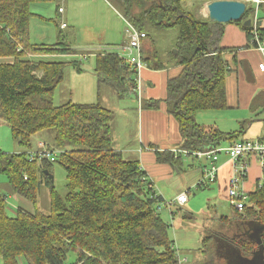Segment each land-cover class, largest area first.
I'll use <instances>...</instances> for the list:
<instances>
[{
	"label": "trees",
	"instance_id": "trees-1",
	"mask_svg": "<svg viewBox=\"0 0 264 264\" xmlns=\"http://www.w3.org/2000/svg\"><path fill=\"white\" fill-rule=\"evenodd\" d=\"M59 1L0 0V123L5 121L12 139L28 149L39 132L53 130L51 148L58 151L53 161L67 171V193L62 195L44 174L51 171L53 161H29L27 152L0 150V173L36 208L35 213L21 211L11 216L0 195V258L3 264H68L73 251L77 260L72 264H181L170 224L158 207L161 196L140 162L127 159L114 146V112L101 103L53 102L69 62L34 56L69 49L66 44L59 48L61 42L33 43L30 22L34 3ZM110 1L119 3L124 18L146 32L141 51L145 65L153 69L182 66L180 75L168 82L166 100L180 123L183 148L214 147L242 135L241 131L222 133L196 122L199 110L227 107L226 79L232 72L223 55L230 49L221 46L224 23L195 15L200 2L207 0ZM187 1L197 2L193 12L183 9L182 3ZM251 11L247 8L243 19L234 23L257 46L252 26L243 25ZM55 22L62 40L60 22ZM172 30L177 31L173 49L160 57L153 36ZM259 35L264 41V29H259ZM238 63L250 68L245 60ZM96 73L99 88L106 84L121 98L136 93L137 70L119 53L98 54ZM158 104L159 100L150 101L146 107L157 108ZM165 160L177 162L174 156ZM44 182L52 184L48 213L37 206ZM234 212L233 217L221 216L233 234L221 233L220 245L229 242L247 258L260 250L264 256V182L249 192L243 213ZM214 253L221 263L226 261L223 247Z\"/></svg>",
	"mask_w": 264,
	"mask_h": 264
},
{
	"label": "crops",
	"instance_id": "crops-1",
	"mask_svg": "<svg viewBox=\"0 0 264 264\" xmlns=\"http://www.w3.org/2000/svg\"><path fill=\"white\" fill-rule=\"evenodd\" d=\"M211 1L213 0H207L205 5ZM241 1L246 2L247 8L252 9L249 17L252 19L256 5L249 0ZM40 3L43 2L31 6L33 16L30 22V38L32 42L38 45H52L61 42L59 48H63L66 44L69 51L57 54H41L34 56V58L69 62L65 72L67 76V102L71 101L77 104L101 103L109 109L115 108L112 109L114 112L112 133L115 148L122 151L127 159L140 162L143 170L147 173V177L151 180L155 192L161 196L162 202L171 199L180 207L187 206L190 202V189L197 181H200L203 174L202 166L206 161L193 155L175 154L173 151L174 149H183V138L180 123L171 112V105L166 99L168 96V82L180 75L182 66L173 64L164 69H153L146 64L140 74L141 97L139 98L135 91L131 93L137 96L139 102H141V107L137 110H118L122 107L120 104L121 97L114 92L115 90L113 91L108 86V90L103 92L102 86L99 88L96 59L98 54L105 52H117L122 56H126L127 52L123 47L127 44V27L121 10L110 0H60L59 2H51L50 5ZM60 8H63L62 12H60ZM198 13L200 16L195 11L196 17L208 18L206 6L200 8ZM55 19L60 22V29L63 32L62 40L58 29L53 27L38 28L40 25H49L50 21L55 22ZM234 22L224 23V33L221 39V46L230 49L223 55L232 68V72L227 75L226 79L227 107L221 110L197 111L196 122L198 121L200 125L205 127L213 126L212 128L216 129L214 127L215 122H212V124L209 122L216 118L217 113H224L229 116L230 113L238 114L251 106L255 110H262L257 112L256 117L264 114V72L259 69V64L264 61V49L262 50L255 45L251 46L247 32ZM63 23L66 24V27H62ZM259 25L260 28L264 29V3L259 7ZM144 41L142 44H144ZM262 42L264 44V41ZM243 59L250 63L251 69L253 68L256 73L254 82L257 79V84L255 86L250 87L245 82L244 73L238 63ZM72 62L75 64H72ZM257 97H259L260 103L254 102L255 105L252 106V99L256 101ZM158 100L157 108L146 107V104L150 101ZM123 107L125 108V106ZM202 111H209L210 114H203ZM115 112H120V114L116 115ZM211 113H213V117ZM224 118L225 115L220 119L224 120ZM204 122H207L208 125ZM218 130L228 134L238 132V130ZM241 132V134L244 133L242 130ZM244 139L248 138H243L240 135L238 138L229 141V144ZM259 139H263V137ZM38 144L41 149L47 146V143L42 140ZM2 146L3 143L0 144V150H2ZM171 155L175 157L176 163L165 160V157L170 158ZM254 160V158H251L248 161L247 176L241 183V187L248 193L256 190L260 183L259 173L262 168L260 169L261 165L256 166ZM218 164L220 168L218 179L216 182L205 186L209 187L211 184V186L217 188L221 196L228 199V186L235 172V161L228 154L223 153L219 156ZM186 165L189 166V169H186ZM6 181L10 185L8 179ZM256 181L255 189L249 191ZM7 184L0 181V187L4 188L0 195L5 198L8 207H10V212L14 213L13 216L21 211L35 213L36 208L32 201L16 193ZM5 185H7V191H5ZM186 187L189 190V199L185 204L180 205L177 202V197L185 192L184 188ZM37 206L41 210L39 203ZM171 213L173 214L172 210ZM233 216H235L234 210ZM260 228L258 227V229ZM230 257L226 255L224 258L227 260L228 258L231 259ZM240 257L247 259L245 256Z\"/></svg>",
	"mask_w": 264,
	"mask_h": 264
},
{
	"label": "rangeland",
	"instance_id": "rangeland-1",
	"mask_svg": "<svg viewBox=\"0 0 264 264\" xmlns=\"http://www.w3.org/2000/svg\"><path fill=\"white\" fill-rule=\"evenodd\" d=\"M37 4V3H34ZM40 4H52L51 2H43ZM122 12L121 6L119 3L115 4ZM204 2H200V5L197 8V14L199 15L200 8H204ZM197 6V2L195 1H187L182 3L183 9L187 11H194ZM202 10V9H201ZM200 16V15H199ZM49 25H40L38 28H56L59 31V28L56 25V22L50 21ZM177 34L176 30L168 31V32H158L155 33L153 38L155 39L156 47L159 51V56L163 57L167 54V52L173 49L174 46V37ZM251 46H253L251 44ZM163 60V59H162ZM244 60V59H243ZM246 61V60H245ZM248 62V61H247ZM250 65V63H248ZM145 66V63H144ZM245 76V82L248 86L252 87L257 84V79L255 81V71L251 65L250 68L246 66H240ZM66 76V75H65ZM67 76L64 77L63 81L58 85L57 89L53 94V102L56 105L64 104L68 99V91H67ZM62 90L60 91V88ZM103 92L108 90V85H102ZM114 91V89H113ZM115 92V91H114ZM116 101V99H114ZM121 108L118 110H137L141 107V102H139L137 96L131 93L126 94L123 98H121ZM260 103L259 97H257L256 101L252 99V106L255 103ZM125 106V108L123 107ZM111 107V106H110ZM133 107V108H132ZM115 109V108H112ZM111 109V110H112ZM261 112L262 110H255L254 107L249 106L246 110H242L241 113L235 114L230 113L229 116L224 113H217L216 118L212 120L215 122V128L224 129L226 131L238 130L244 131L242 134L243 138L248 139H256L263 137L264 139V114L260 117L257 116V112ZM203 114L209 115V111H202ZM240 112V111H235ZM264 113V112H263ZM116 115H119L120 112H115ZM213 113H211L212 115ZM225 115L224 120L220 118ZM261 115V114H260ZM213 117V115H212ZM198 122V121H197ZM225 123V124H224ZM204 124L208 125L207 122ZM242 127V129H241ZM55 132L53 130H43L39 132V134L34 137L32 142V148L28 149L26 147L20 146L17 142L12 139L10 126L2 121L0 123V144L3 143V151L7 152H27L28 154L31 152H38L41 150L39 147V141H45L47 146L43 150L52 151V146L54 142ZM229 145L228 140L222 141L220 143L221 147H225ZM58 155V151H52V156L56 157ZM127 157V156H126ZM256 163V166H260V161L257 157H253ZM50 160V158L48 157ZM186 169H189V166L186 165ZM261 169V167H260ZM51 174L54 176V179H51L49 176V180L53 181V185L58 193L62 195H66L67 188V171L65 168L58 162L53 161L51 166ZM46 175V174H45ZM47 176V175H46ZM260 183L262 184V180L264 178V173L262 169L259 173ZM258 177V179H259ZM202 178V176H201ZM7 177L3 173H0V181H4L7 184ZM198 182L195 183L191 190L190 194V202L185 207H180L177 203H175L171 199H166L165 202H161L158 207L161 211V215L165 221L170 224V237L174 240L176 247L178 248V253L181 258V264H243L240 259L236 258V255L240 252L237 249V246L232 245L229 242H224L222 246L218 242L220 239L221 233L227 234L230 236L233 232L229 231L227 224L222 221L221 216H233L234 208L231 206L230 201L223 196L220 195L219 191L216 187L210 186L206 187L205 185L198 187ZM52 184H49L50 186ZM257 181L255 185L249 189H255ZM8 185V184H7ZM7 185H5V191ZM44 182L41 190L38 193V203L41 206V211L44 213H48L50 211V199H49V191L51 190L50 186ZM11 188L10 185H8ZM196 186V187H195ZM185 192L187 187L184 188ZM4 188L0 187V194ZM10 193L8 192V195ZM11 202V201H9ZM10 207H8V214L13 216L14 213L10 212ZM173 211V214L171 213ZM260 230V229H259ZM207 239L205 246L202 245L203 239ZM223 247L224 254L228 256H233V258L226 260L221 263L218 259V255L214 253L219 248ZM241 253V252H240ZM77 260V254L75 252H70L68 255V264L75 263ZM0 263L3 264L2 259L0 258ZM25 264V263H23ZM247 264V263H244ZM261 264V262H258Z\"/></svg>",
	"mask_w": 264,
	"mask_h": 264
},
{
	"label": "built area",
	"instance_id": "built-area-1",
	"mask_svg": "<svg viewBox=\"0 0 264 264\" xmlns=\"http://www.w3.org/2000/svg\"><path fill=\"white\" fill-rule=\"evenodd\" d=\"M250 2L256 5L255 14L252 20V33L254 35V40L257 42V46L262 50L264 49V44L260 39L259 35V7L264 0H249ZM63 11V8H60V12ZM125 19V18H124ZM126 23V35H127V44L123 49L127 52L126 56H122L137 70V79H136V93L141 97V70L145 67L144 61L142 58V41L146 38V32L139 30L131 21L125 19ZM62 27H66V24L63 23ZM259 69L261 72H264V61L259 64ZM42 148L38 152H31L28 154L29 161L35 159L42 160L44 158H50L51 161L55 159L52 156V151L43 150ZM175 154H185L193 155L198 159H203L206 163L202 166V178L198 182V187L207 185L209 183H214L218 179L219 173V156L223 153L228 154L235 161V172L229 181L228 186V199L231 206L238 211L240 214L243 213L245 209V202L248 200L249 193L246 192L242 187L241 183L247 176L249 160L253 157H257L260 161L262 172L264 173V139H244L235 141L228 146L221 147L220 145L214 147H204L198 150H189V149H174ZM25 179H28L25 176ZM264 182V178L262 183ZM188 191L181 193L177 197V202L180 205L185 204L188 199Z\"/></svg>",
	"mask_w": 264,
	"mask_h": 264
},
{
	"label": "water",
	"instance_id": "water-1",
	"mask_svg": "<svg viewBox=\"0 0 264 264\" xmlns=\"http://www.w3.org/2000/svg\"><path fill=\"white\" fill-rule=\"evenodd\" d=\"M208 10V18L213 22L228 23L231 21H239L243 19L245 12L247 11V3L241 0H213L206 5ZM252 20L248 18L244 21V26H251ZM187 90L184 92V94ZM183 94V95H184ZM177 101L175 102V104ZM175 107V106H174ZM173 107V109H174ZM44 174L49 176L51 179H54V176L48 171L45 170ZM261 230L263 228H260ZM240 254L236 255V258L240 259L242 263L247 264H264L263 251L260 250L254 254L253 258L242 259ZM231 256L230 258H232ZM229 262V258L227 259Z\"/></svg>",
	"mask_w": 264,
	"mask_h": 264
}]
</instances>
